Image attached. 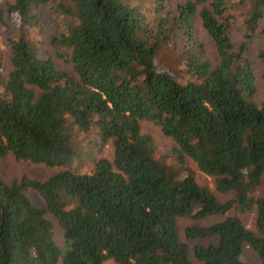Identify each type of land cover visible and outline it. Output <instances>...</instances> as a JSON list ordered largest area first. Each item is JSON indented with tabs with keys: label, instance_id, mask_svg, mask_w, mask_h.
<instances>
[{
	"label": "trees",
	"instance_id": "obj_1",
	"mask_svg": "<svg viewBox=\"0 0 264 264\" xmlns=\"http://www.w3.org/2000/svg\"><path fill=\"white\" fill-rule=\"evenodd\" d=\"M49 5L52 31L41 15ZM231 6L252 37L264 0ZM5 7L0 30H14L0 46V159L59 170L45 179L0 174V264H253L247 248L264 264V99L246 44L232 39L226 0ZM146 123L174 139L171 161ZM92 130L113 157L84 151ZM84 153L93 164L85 171L71 165ZM189 158L215 190L188 172ZM213 216L222 218L198 223ZM183 219L195 222L187 240Z\"/></svg>",
	"mask_w": 264,
	"mask_h": 264
},
{
	"label": "rangeland",
	"instance_id": "obj_2",
	"mask_svg": "<svg viewBox=\"0 0 264 264\" xmlns=\"http://www.w3.org/2000/svg\"><path fill=\"white\" fill-rule=\"evenodd\" d=\"M6 1L7 0H0V4L4 8H6L5 7ZM226 1L228 6H230V11L232 12L235 19V23L231 30L232 39L237 47H240L241 44L243 43L246 44L247 55L251 60V62L253 63L256 70L257 81L259 86L258 100L264 99V34L261 29L264 22H261V24L257 28V31L254 32L252 37L247 38L246 28L245 25L243 24L244 17L243 15H241L240 9L231 6L233 3H235L236 0H226ZM41 15L46 30L47 31L54 30V26H53L54 14L51 10V5L45 7ZM7 28L5 27L3 30H0V46L2 48H6L4 43L5 38L7 37V35L11 34V32H13L14 30V27L12 25H10L8 29ZM146 130L154 134L160 148L161 156H163L168 161H171L172 156L174 154L173 152L174 148L176 147V143L174 139L165 136L156 125L151 123H146ZM87 138L88 141L86 140L84 143V151L91 150V152L94 155V158L96 156L109 157V158L113 157L114 149L111 144L109 143L106 144L103 148V151L101 150L100 144L102 140L96 131L92 130ZM89 157L90 155L88 153H84V155H82L81 157H76L71 165L72 166L81 165V167L84 168V171L87 170L88 168H92L93 164L89 162ZM58 170L59 169L55 167H48L43 164H35L23 160H16L13 157H6L0 159V174L3 175L4 178L10 181L20 179L23 176L45 179L48 176L57 172ZM187 170L189 173L194 175L200 183L209 185L213 190H215V186L211 177H209L207 174L201 171L200 168L198 167V164L190 158L187 160ZM261 192L264 193V187L261 189ZM219 195L222 196V198L224 199L231 196V195H223L220 193ZM28 196L31 198L32 202L35 203L38 207L41 208L46 207L44 200L36 190L29 189ZM46 216L52 221L54 225L55 238L57 243L63 244L64 241L63 229L58 223V220L50 212H47ZM221 218L222 217L213 216L198 221V223L208 224L215 220H219ZM246 220L249 225H253L254 221L251 215H248L246 217ZM191 223H195V222L187 219H183L180 221L179 227L181 230V234L182 237L186 240L187 238L185 236L184 228L186 225ZM206 241L207 239L201 240V242H206ZM245 257L253 264H261L258 256L249 248H247L246 250ZM59 264H63V263L60 262Z\"/></svg>",
	"mask_w": 264,
	"mask_h": 264
}]
</instances>
